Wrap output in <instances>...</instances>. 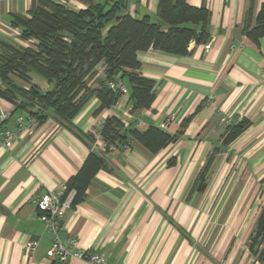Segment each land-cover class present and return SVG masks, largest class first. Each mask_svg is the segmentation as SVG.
Masks as SVG:
<instances>
[{
    "label": "crops",
    "instance_id": "0c3cea01",
    "mask_svg": "<svg viewBox=\"0 0 264 264\" xmlns=\"http://www.w3.org/2000/svg\"><path fill=\"white\" fill-rule=\"evenodd\" d=\"M63 1L87 7L85 0ZM125 1L122 13L149 15L167 29L159 0ZM33 2L0 0V53L2 42H14L12 14L28 16ZM187 2L210 10L209 47L192 42L185 55L152 47L139 53V72L156 84L150 108L132 111L127 78H119L128 92L116 105L97 112L101 102L93 96L69 124L54 117L32 122L0 96V110L11 113L4 126L18 131V118L25 117L11 147L0 139V264H88L47 255L53 237L36 199L68 184L92 150L107 167L66 211L60 233L66 244L76 237L78 247L104 254L111 264H264L248 246L264 205V37L246 34L264 0ZM110 115L126 128L154 125L177 138L157 153L135 140L106 148L99 128ZM225 116L250 123L229 144L223 142Z\"/></svg>",
    "mask_w": 264,
    "mask_h": 264
},
{
    "label": "trees",
    "instance_id": "16d2710c",
    "mask_svg": "<svg viewBox=\"0 0 264 264\" xmlns=\"http://www.w3.org/2000/svg\"><path fill=\"white\" fill-rule=\"evenodd\" d=\"M85 3L87 7L74 9L63 0H34L28 16L12 14V26L21 29V38L35 42L33 46L20 45L15 40L2 42L0 96L11 102L15 110L27 112L28 117L39 123L50 117L71 123L93 96L101 102L97 112L113 107L123 95L113 85L119 78H127L132 111L148 109L156 98V84L139 72V53L152 47L168 54L185 55L190 43L205 44L211 39L210 10L191 5L187 0H159L158 17L167 25L166 30L149 15L138 18L122 13L125 0H85ZM246 34L254 40L264 37V9ZM34 73L46 82L40 85L33 82ZM249 124L245 118H233L223 142H233ZM99 134L107 148L121 149L135 140L152 153L177 138L154 125L144 131L126 128L116 115L104 120ZM213 161L211 155L198 176L199 186L205 185ZM106 167L105 158L90 151L78 173L68 181V187L76 191L73 205L84 199L93 177ZM248 246L257 260H264V205Z\"/></svg>",
    "mask_w": 264,
    "mask_h": 264
},
{
    "label": "built area",
    "instance_id": "2783aa9c",
    "mask_svg": "<svg viewBox=\"0 0 264 264\" xmlns=\"http://www.w3.org/2000/svg\"><path fill=\"white\" fill-rule=\"evenodd\" d=\"M10 37L18 42L20 45L33 46L35 40L28 39L23 40L21 38V29L19 27L12 26L10 29ZM205 47H209V43L205 44ZM120 88L123 94H126V85L120 80L116 84H113ZM11 113L8 111L0 110V139L6 147H11L14 140L18 136L19 130L24 128V116L18 118L19 129L13 130L8 128L5 123L10 119ZM29 119L35 122V118ZM240 119V118H239ZM233 121L231 116H226L224 122L229 125ZM103 124V123H102ZM107 148L108 145L104 143ZM111 149H115L113 146H109ZM76 191L70 189L67 183L61 184L57 189L43 194L40 198L36 199L37 207L40 212V220L45 224L46 230L52 235V244L47 251V255L52 259L66 260L69 257H75L85 260L88 264H111L108 258L94 250H86L78 247V238L71 237L66 244L60 237V233L63 231V218L67 210L72 208ZM36 242L33 241L29 244L31 248H34Z\"/></svg>",
    "mask_w": 264,
    "mask_h": 264
},
{
    "label": "rangeland",
    "instance_id": "374dc122",
    "mask_svg": "<svg viewBox=\"0 0 264 264\" xmlns=\"http://www.w3.org/2000/svg\"><path fill=\"white\" fill-rule=\"evenodd\" d=\"M33 82H35V83H37V84H41V83H44V82H46V80L42 77V76H40V75H38L37 73H34L33 74ZM226 117V116H225ZM225 117H223L222 118V122H224V118ZM225 123V122H224ZM226 124V123H225ZM219 161H220V159H219ZM219 161H217L216 162V165H215V167H218V164H219ZM238 182H239V179H238Z\"/></svg>",
    "mask_w": 264,
    "mask_h": 264
}]
</instances>
